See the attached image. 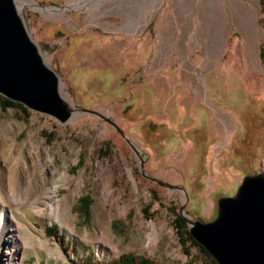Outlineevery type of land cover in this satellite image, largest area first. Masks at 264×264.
Masks as SVG:
<instances>
[{"label":"rangeland","instance_id":"374dc122","mask_svg":"<svg viewBox=\"0 0 264 264\" xmlns=\"http://www.w3.org/2000/svg\"><path fill=\"white\" fill-rule=\"evenodd\" d=\"M30 1L16 4L78 114L61 124L5 106L0 95V205L14 212L20 239L10 255L0 238V264H106L122 255L215 264L182 214L212 221L219 198L264 173V0H237L246 20L223 21L230 39L198 86L169 85L149 54L139 69L120 42L134 35L132 23L163 19L161 0H110L95 13L73 0Z\"/></svg>","mask_w":264,"mask_h":264},{"label":"water","instance_id":"95a60500","mask_svg":"<svg viewBox=\"0 0 264 264\" xmlns=\"http://www.w3.org/2000/svg\"><path fill=\"white\" fill-rule=\"evenodd\" d=\"M0 95L61 124L78 114L62 97L60 77L45 62L16 0H0ZM83 112L102 118L125 137L121 128L100 112ZM217 206V216L209 222L191 220L181 213L193 238L218 264H264V173L246 175L236 194L219 198Z\"/></svg>","mask_w":264,"mask_h":264},{"label":"crops","instance_id":"0c3cea01","mask_svg":"<svg viewBox=\"0 0 264 264\" xmlns=\"http://www.w3.org/2000/svg\"><path fill=\"white\" fill-rule=\"evenodd\" d=\"M160 3L166 12L163 19L132 23L134 35L148 26L152 34L127 36L120 42H124L129 60L139 69L144 67L138 57L149 54L153 64L150 69L169 75L166 78L169 85L198 86L202 74L206 81L218 69L214 68L215 56L230 39V32L222 28L223 21L231 14L244 23L245 15L239 13L237 0H161ZM128 26L129 22L127 29Z\"/></svg>","mask_w":264,"mask_h":264},{"label":"bare ground","instance_id":"6f19581e","mask_svg":"<svg viewBox=\"0 0 264 264\" xmlns=\"http://www.w3.org/2000/svg\"><path fill=\"white\" fill-rule=\"evenodd\" d=\"M108 1H110V0H73L71 5H74L75 7L83 9L89 13H95V12H98L99 8L101 7L102 4H104V2H108ZM24 2L31 4L30 0H24ZM118 13L124 18L125 16H129L130 12L128 9H126V11H124V10L120 11L119 10ZM249 29H251L250 26L248 27V30ZM253 29L255 31H258V27H254V28L252 27V30ZM254 59L256 60V57H254ZM250 67L251 66H248V68H250ZM224 121L227 125L229 124L227 117H224ZM1 200L2 199H1V195H0V201ZM13 214H14V212L9 213L7 208L1 207V205H0V238L5 236L6 239L8 240L7 241L8 242V249H10L12 251V252H10V255H12L13 252H16L17 250H19V247H20V239L18 237L17 227L14 223V219L12 218ZM6 254L8 255V252Z\"/></svg>","mask_w":264,"mask_h":264},{"label":"trees","instance_id":"16d2710c","mask_svg":"<svg viewBox=\"0 0 264 264\" xmlns=\"http://www.w3.org/2000/svg\"><path fill=\"white\" fill-rule=\"evenodd\" d=\"M3 100H4L5 106H11V105H17V104L20 105V103L13 102L7 98H4ZM87 207H88V203H86L84 205L83 209L85 211H87ZM185 221H186V219H185ZM189 236H190V238H192L191 234ZM213 262L215 264H218L214 259H213ZM82 264H105V263H96L92 259H90V260H86V262H84ZM106 264H153V263L147 259H144V258H135L132 255H122L121 257H119L115 260H112Z\"/></svg>","mask_w":264,"mask_h":264}]
</instances>
